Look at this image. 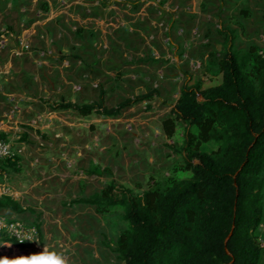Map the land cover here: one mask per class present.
Instances as JSON below:
<instances>
[{
  "label": "rangeland",
  "instance_id": "374dc122",
  "mask_svg": "<svg viewBox=\"0 0 264 264\" xmlns=\"http://www.w3.org/2000/svg\"><path fill=\"white\" fill-rule=\"evenodd\" d=\"M227 41L240 53L264 50V0H0V134L23 149L0 165L3 197L22 211L0 212L38 230L33 244L0 256L47 245L71 264H120L123 209L72 202L111 183L140 196L192 176L183 125L169 139L162 122L183 85L221 83ZM152 92L117 117L55 109L101 93L112 108ZM256 236L264 264V204Z\"/></svg>",
  "mask_w": 264,
  "mask_h": 264
},
{
  "label": "trees",
  "instance_id": "16d2710c",
  "mask_svg": "<svg viewBox=\"0 0 264 264\" xmlns=\"http://www.w3.org/2000/svg\"><path fill=\"white\" fill-rule=\"evenodd\" d=\"M227 44L218 63L221 83L208 88L183 85L171 116L162 122L169 139L177 125H183L185 169L192 176L169 178L162 189L151 188L140 196L111 183L91 198L72 202L99 211L123 209L127 229L114 250L120 264L259 263L262 248L256 230L264 204V50L250 47L240 53ZM153 96L154 92L136 96L108 108L101 93L97 102L59 104L55 109L117 117ZM0 208L22 211L10 197L0 199Z\"/></svg>",
  "mask_w": 264,
  "mask_h": 264
},
{
  "label": "built area",
  "instance_id": "2783aa9c",
  "mask_svg": "<svg viewBox=\"0 0 264 264\" xmlns=\"http://www.w3.org/2000/svg\"><path fill=\"white\" fill-rule=\"evenodd\" d=\"M23 149L13 148L7 139L0 134V165L12 161L22 155ZM8 189L0 187V199L6 196ZM32 239H29V237ZM38 239V230L35 225L26 224L23 221L6 218L0 212V253L13 252L19 253L21 246L27 247Z\"/></svg>",
  "mask_w": 264,
  "mask_h": 264
},
{
  "label": "clouds",
  "instance_id": "9594fccd",
  "mask_svg": "<svg viewBox=\"0 0 264 264\" xmlns=\"http://www.w3.org/2000/svg\"><path fill=\"white\" fill-rule=\"evenodd\" d=\"M29 239H32L30 236ZM0 264H71L70 257L63 250H55L47 245L38 251L25 256L9 258L0 256Z\"/></svg>",
  "mask_w": 264,
  "mask_h": 264
}]
</instances>
